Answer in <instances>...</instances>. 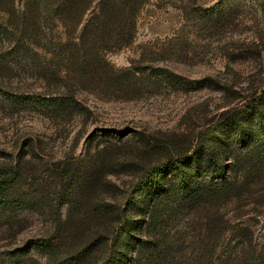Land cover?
Here are the masks:
<instances>
[{
  "label": "rangeland",
  "instance_id": "obj_1",
  "mask_svg": "<svg viewBox=\"0 0 264 264\" xmlns=\"http://www.w3.org/2000/svg\"><path fill=\"white\" fill-rule=\"evenodd\" d=\"M93 12L92 8L87 13L81 29ZM7 18L0 11V24ZM49 28V38L60 47L70 37L80 41V31L73 38L65 34L60 21H51ZM97 47H104L118 71L135 74L138 91L84 89L74 99L57 103L44 93L41 80H32L36 89L22 88L7 98L0 95V167L21 169L19 201L6 211L0 208V262L3 253L48 226L57 211L67 215L69 203L61 204L64 187L70 193L78 190L73 203L84 206L79 193L84 167L99 150L109 146L126 150L136 142L137 132L183 143L221 122L228 104L263 90L264 0H143L130 41L121 47L110 43ZM263 143L264 133L249 143L235 139L224 146L222 158L229 170L236 156H243L246 166L254 158L259 170L250 174V180L264 178ZM62 166L74 169L75 178L62 179ZM127 174L126 167L104 169L100 199L104 205L111 203L116 181L135 192L133 201L141 206L138 219L147 244L142 264L188 262L200 256L201 239H208L209 218L190 196L208 176L191 171L189 182L182 185L172 175L155 188L149 183L151 177L144 182ZM237 211L236 205L225 210L230 215ZM250 223L254 243L262 245L264 215L251 217ZM230 232L223 235L219 254L237 246L239 237Z\"/></svg>",
  "mask_w": 264,
  "mask_h": 264
},
{
  "label": "trees",
  "instance_id": "obj_2",
  "mask_svg": "<svg viewBox=\"0 0 264 264\" xmlns=\"http://www.w3.org/2000/svg\"><path fill=\"white\" fill-rule=\"evenodd\" d=\"M142 3L143 0H0V11L8 14L0 24V95L7 98L22 88L36 89L32 80H41L44 93L51 94L57 103L74 99L84 89L138 91L140 82L135 74L118 71L108 61L104 47L97 45L121 47L128 43L136 33V15ZM92 8V16L81 29ZM53 20L60 21L65 34L73 38L80 31V41L70 37L63 47L58 46L49 38V23ZM14 78H18L16 84ZM263 133L264 89L228 104L221 122L183 143L174 137L137 132L136 142L126 150L114 146L99 150L84 167L85 179L79 186L86 203L80 205L83 210H78L80 206L72 200L78 190L74 188L70 193L69 187H64L62 195L67 198L61 204L69 203L67 215L62 217L57 211L40 233L3 253L0 264H142L147 244L145 229L138 219L141 206L133 201L135 192L127 183L116 181L109 196L112 204L104 205L100 199L104 195L103 170L114 167H126L130 179L138 177L146 182L151 177L149 183L155 188L172 175L182 185L189 182L191 171L208 176L198 183L199 191L190 196L209 218L208 239H201L203 250L188 262L167 264H264V242L254 243L250 223L251 217L264 215V178L250 180V174L259 170L258 162L250 158L246 166L243 156H236L229 170L222 158L227 143L231 145L240 138L249 143ZM158 166L161 170L156 171ZM20 170L0 167V208L5 211L19 201L16 192ZM59 170L62 179L71 181L76 176V171L68 166ZM228 205H236L237 213H226ZM74 206L78 209L74 210ZM227 231L239 237L238 244L228 253L219 254ZM211 235L215 236L212 243ZM231 243L228 241L227 246Z\"/></svg>",
  "mask_w": 264,
  "mask_h": 264
}]
</instances>
